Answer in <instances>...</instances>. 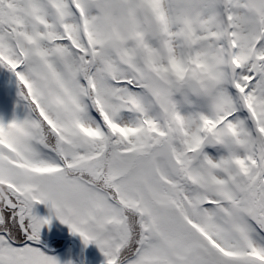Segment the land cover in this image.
Here are the masks:
<instances>
[{
    "label": "snow or ice",
    "instance_id": "obj_1",
    "mask_svg": "<svg viewBox=\"0 0 264 264\" xmlns=\"http://www.w3.org/2000/svg\"><path fill=\"white\" fill-rule=\"evenodd\" d=\"M54 220L102 264H264V0H0V264H62Z\"/></svg>",
    "mask_w": 264,
    "mask_h": 264
},
{
    "label": "rangeland",
    "instance_id": "obj_2",
    "mask_svg": "<svg viewBox=\"0 0 264 264\" xmlns=\"http://www.w3.org/2000/svg\"><path fill=\"white\" fill-rule=\"evenodd\" d=\"M40 209H41L40 213H42L41 215H45L46 209H44L43 206H40ZM46 229H48V228H46ZM54 236H58L59 238L69 236L66 226L60 225L59 222L55 221V220L53 221L52 238ZM67 253H68V255H65V253H62V254H59L57 256L61 260L62 264H64V262H66L68 260H72L74 262V264H76V252H75V250H72L70 252L69 250L67 251V249H66V254ZM85 253L87 256L88 264H99V261H100V258L102 257V255L100 254V252L96 249V247L94 245H89L87 247V250Z\"/></svg>",
    "mask_w": 264,
    "mask_h": 264
},
{
    "label": "flooded vegetation",
    "instance_id": "obj_3",
    "mask_svg": "<svg viewBox=\"0 0 264 264\" xmlns=\"http://www.w3.org/2000/svg\"><path fill=\"white\" fill-rule=\"evenodd\" d=\"M40 214H42V213H40ZM68 237L69 236H66V237H63V238H60V239H65V238H68ZM51 238H52V229L51 230L46 229V228L43 229L42 230V239L48 241L49 247L51 249H53V254H55L56 256H58L59 254H62V253H65V255H68V253L66 254V249H67V251L69 250L70 252L72 250H75V252H76V264H79V262H78V244H77V242L68 241V242H66L63 245H60V244H57V243H52L51 242ZM75 238L77 239V241L80 244L82 261H83L84 264L85 263L88 264L87 256H86V253H85L87 248L83 247V245L81 244L79 238H77V237H75ZM102 261H103V257L100 258L99 264H102Z\"/></svg>",
    "mask_w": 264,
    "mask_h": 264
},
{
    "label": "water",
    "instance_id": "obj_4",
    "mask_svg": "<svg viewBox=\"0 0 264 264\" xmlns=\"http://www.w3.org/2000/svg\"><path fill=\"white\" fill-rule=\"evenodd\" d=\"M62 240L66 241V242H68V241H75V242H77V244H78V262H79V264H84L83 261H82L80 244L77 241V239L74 238V237H68V238H65V239H62Z\"/></svg>",
    "mask_w": 264,
    "mask_h": 264
}]
</instances>
